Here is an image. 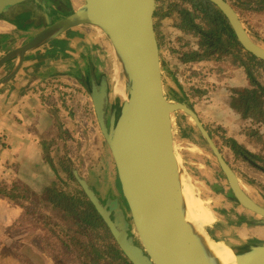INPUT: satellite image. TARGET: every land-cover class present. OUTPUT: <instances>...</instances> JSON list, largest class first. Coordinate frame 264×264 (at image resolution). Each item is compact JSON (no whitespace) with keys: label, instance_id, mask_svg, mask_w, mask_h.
Returning a JSON list of instances; mask_svg holds the SVG:
<instances>
[{"label":"water","instance_id":"water-1","mask_svg":"<svg viewBox=\"0 0 264 264\" xmlns=\"http://www.w3.org/2000/svg\"><path fill=\"white\" fill-rule=\"evenodd\" d=\"M208 1L227 18L242 48L264 61V49L252 40L234 7L227 0ZM30 2L41 4L40 0H0V16ZM159 2L84 0L82 7L72 9L56 0L57 8L67 16L52 24L48 9L44 7L48 27L19 52L11 54L19 53L23 61L7 79L24 67L31 52L52 38L80 27L100 29L109 39L130 87L134 127L125 147L122 122L115 124L112 120L108 124V85L105 81L93 82L91 98L100 132L116 166L136 243L124 225L114 220L116 205L106 206L85 179L77 173L75 178L130 264H212L196 252L197 232L189 214V179L178 132L181 117L193 120L244 210L264 219V209L244 192L198 114L190 106L174 103L170 98L161 50ZM11 55L0 61V65L11 60ZM248 250L256 255L257 264H264V245H253Z\"/></svg>","mask_w":264,"mask_h":264},{"label":"rangeland","instance_id":"rangeland-1","mask_svg":"<svg viewBox=\"0 0 264 264\" xmlns=\"http://www.w3.org/2000/svg\"><path fill=\"white\" fill-rule=\"evenodd\" d=\"M63 2L66 6L72 8L75 7V3L78 8L84 5V0H63ZM171 2H173V10H177L181 5V0H171ZM228 2L236 7L233 0H228ZM49 4L53 8L52 3L49 2ZM236 9L252 40L264 49V15L246 17L238 8ZM32 10L36 11L32 13ZM19 12L21 13L16 19H8L11 24L16 26L17 29L15 31L19 32L13 38L14 43L12 44V49L0 53V58L3 56L1 60L6 59L14 52H19L23 46L48 26L43 13L30 4L21 6ZM52 12L57 14V18L53 20V23H57L66 17V12L62 10L61 12L52 10ZM1 19L3 20L4 18ZM5 20L8 22L7 19ZM31 24H34V29H29ZM159 30L168 93L174 103L186 104L194 109L196 105L204 102V99H206V96H209L210 92L215 94L216 89H222L223 86L228 85L229 83L221 85L215 82L222 80L224 74L228 72H234L235 75L236 69L239 66L242 69V73L239 74L241 76L244 74L252 82V84H248V89L239 90L247 91L255 89L254 82L247 74L245 67L235 57L225 58L218 64L213 62L183 64L181 60L184 53L188 50V44L192 50H201L199 52H202L199 41L194 37L193 33L174 27L172 20L169 18L159 22ZM83 36H90L91 39H80ZM3 39L5 38H0V42ZM50 47L54 49H47V58L49 60H46H56L61 55L60 72L69 78H73L76 75L77 78L83 79V89L88 94L91 93L92 78L96 79L95 81L99 84L103 81L107 83L108 124L112 120L115 121V124L122 122L124 96L117 95L110 97V90L119 84L124 89L120 93L125 94L129 84L127 78L120 71V65L114 49L104 33H101L93 27H80L61 36L52 38L34 51L39 50L38 52H41L43 48ZM72 47L78 51H84L86 48L85 53L82 54V61L74 62L66 60L64 50ZM239 48L236 45L234 47L236 51H239ZM8 52L11 53L8 54ZM16 58L20 63L23 61L19 53H17ZM237 72H239V69ZM231 93L229 102L230 105H233L232 98H234L233 96L236 97V95L233 91ZM189 97L199 102H191V104H187L189 102H178L180 99L186 101ZM206 101H209V98ZM204 118L207 123V128L211 130L210 122L212 119H210L209 115H205ZM230 121L235 122L232 119ZM194 127L193 120L188 116L181 117L178 120V132L185 172L190 183L195 186L197 197L204 201L216 213L218 223L219 221H228L230 224L232 222L234 223L237 215L243 216V214L247 213L226 185V180L213 154L210 152L208 155V148L206 147L204 150L203 146L199 144L201 143V139L192 130ZM97 128H99L98 125ZM215 128V132L212 131V133L218 139V143L221 144L226 152L230 151V148L227 147L232 146L229 140L235 139L226 137L228 133L226 129H223V125L216 126ZM84 135L86 141H84V144L81 142L79 147L75 149L76 156L74 157V161L68 160L66 155L64 156L66 161L57 160L56 163L52 164L54 167V176L46 179L45 186L48 187L45 188L48 189H45V191H48L49 199L57 207L60 201V198H58L59 195H65L66 198L73 199L78 203L87 202L88 200L75 178V173H77L89 183L106 206L111 207L112 204L116 205L114 219L124 225L132 241L136 243L135 231L129 211L122 197L117 170L110 149L101 134L98 142L89 139L86 133ZM251 136L248 138L252 140ZM260 142H263V140H260ZM195 143H198L199 146ZM256 143L260 147H264V143L255 141ZM192 144L196 146H190ZM189 149L192 151H189ZM232 166L237 175L242 176V186L251 192V197H255L258 204L264 208V182H261L262 185L259 186L252 182L254 179L251 176L243 174L242 168L249 171L244 163L234 162ZM253 189H255L256 193H254ZM221 191L222 193H224L223 191L227 193V198L226 195L220 194ZM259 197H261V200ZM59 210L61 213L51 212V215H45V219L38 216L41 219L43 218L44 222L36 219L37 217H34L33 214H29V220L24 218L23 221H20L24 225V230H27L30 234H34L33 236H29L31 238L29 243L25 242L18 244V246L14 244L18 251L22 253V256L28 255L24 260L27 264H118L121 259H125L118 247L109 249L105 246L104 243L107 241V235L104 228L88 225L81 218L63 211L61 208ZM224 212L226 215H223ZM33 218L35 219L32 220ZM244 229L253 228H247L245 226L240 231H237L240 240V234ZM37 233H39V236L36 235ZM7 239H10L9 235ZM242 242L251 246L264 245L263 239L253 236ZM2 245H4V242H2ZM35 252L36 254H34ZM15 261V259H7L0 251V264H15Z\"/></svg>","mask_w":264,"mask_h":264},{"label":"crops","instance_id":"crops-1","mask_svg":"<svg viewBox=\"0 0 264 264\" xmlns=\"http://www.w3.org/2000/svg\"><path fill=\"white\" fill-rule=\"evenodd\" d=\"M16 29L15 25L0 20V35H12ZM80 39L91 38L83 36ZM47 49L54 48L31 52L24 67L9 79L8 76L22 63L17 61V54L11 55V60L0 65V245L4 242L0 251L7 259H15V264H27L24 260L28 255L22 256L14 244L18 246L29 243V236L34 235L24 230L20 221L24 218L29 220V214L43 221L45 215H51V212L61 213L49 199L48 191H45L48 189L45 188L48 187L45 186L46 179L54 176L52 164L57 160L66 161V155L68 160L74 161L75 149L86 141L85 133L94 142H98L101 134L100 128H97L91 93L88 94L83 89L84 80L76 75L73 78L64 76L59 70L61 55L56 60H51V63L47 58ZM82 51L74 47L64 50L66 60L82 61L86 48ZM238 69L235 75L234 72H228L222 80L215 82L229 84H225L222 89L217 87L215 94L210 92L206 96L209 101L204 99L193 110L209 132H215L216 126L223 125V129L227 130V137L235 139L248 152L260 153V148L254 146L248 137L254 131V135L264 136L262 120L242 118L229 102L233 88L248 89V84H252L244 74H239L242 73L240 66ZM95 80L92 78L91 83L96 82ZM187 99L180 100L189 102L187 104L199 102L191 97ZM262 113L264 114V107ZM205 115L212 119L211 130L207 128ZM231 119L235 122H231ZM212 135L225 160L232 166L236 163V158L230 151L226 152L215 135ZM202 146L205 150V145ZM248 172L242 168V173L250 176ZM246 193L251 197V192ZM251 198L257 201L255 197ZM25 214L27 216L23 217ZM8 235L10 239H7ZM36 235L39 236V233ZM240 235L242 241L251 236L264 240V227L244 229Z\"/></svg>","mask_w":264,"mask_h":264},{"label":"trees","instance_id":"trees-1","mask_svg":"<svg viewBox=\"0 0 264 264\" xmlns=\"http://www.w3.org/2000/svg\"><path fill=\"white\" fill-rule=\"evenodd\" d=\"M233 2L246 17L264 15V0H233ZM168 18L172 20L174 27L193 33L202 48V52H199L192 50L188 44V50L184 53L181 60L183 64L188 65L195 62H213L218 64L231 56L242 63L256 86L255 90L240 93L246 106L243 114L251 119L264 120V114L262 113V108L264 107V61L258 60L239 46L229 21L223 13L208 0H181V5L177 10H173V2L171 0H161L160 13L158 15L159 22ZM33 25L31 24L30 27H34ZM17 32L19 31H14L12 35H0V38H5L0 42V53L12 49L13 38L17 35ZM235 45L240 47L239 51L234 49ZM178 102L184 101L179 100ZM195 130L199 134L197 129ZM230 141L236 155H246L249 158V155L242 151L235 141ZM58 198H60L59 208L81 218L88 225L104 228L107 235L105 246L109 249L117 248L105 224L89 201L78 203L73 199L66 198L65 195H59ZM223 215H226L225 212ZM256 222L250 214L237 215L234 223L230 224L228 221L219 222L212 228H207L206 233L217 243L228 246L237 245L247 249L248 247L251 248V246L243 243L238 238L237 231H240L245 226L254 228L257 225ZM230 225L232 226L230 227ZM118 264L130 263L126 259H121Z\"/></svg>","mask_w":264,"mask_h":264},{"label":"bare ground","instance_id":"bare-ground-1","mask_svg":"<svg viewBox=\"0 0 264 264\" xmlns=\"http://www.w3.org/2000/svg\"><path fill=\"white\" fill-rule=\"evenodd\" d=\"M77 8L76 5V9ZM93 28L103 33L100 29L96 27ZM119 68L122 72L120 66ZM122 90H124L122 85H115L110 90V97L117 95L124 96L122 140L124 144L123 146L125 147V143L131 136L134 127V109L129 95L130 87H128L125 94L120 93ZM195 191V186L188 181L187 192L190 198L189 214L192 225L197 232L195 241L197 254L208 258L212 264H257L256 255L250 252L248 248L246 249L242 246H228L226 244L217 243L208 236L205 230L206 228H212L218 223L217 215L204 201L197 197Z\"/></svg>","mask_w":264,"mask_h":264},{"label":"flooded vegetation","instance_id":"flooded-vegetation-1","mask_svg":"<svg viewBox=\"0 0 264 264\" xmlns=\"http://www.w3.org/2000/svg\"><path fill=\"white\" fill-rule=\"evenodd\" d=\"M56 1V0H55ZM55 1L54 0H40V5L38 4H36V3H32V2H30V3H25V4H23V5H27V4H30L31 6H33V7H36L37 9H38V11L40 10L41 11V13H43V16H45V11H44V7H46L47 9H48V14H49V16H50V18H51V20H52V23H53V20H55V18H57V14H54L53 12H52V10L53 11H57V12H61V10L62 9H58L57 8V6H56V3H55ZM59 2H61L62 4H64L65 5V3L63 2V0H58ZM160 2H159V4H161V0H159ZM228 1V0H227ZM49 2H51L52 3V5H53V8L52 7H50V4H49ZM231 4V3H230ZM23 5H20L19 7H18V10H16V11H12V12H9V13H6V14H3V15H1L0 16V20H2L1 18H4L3 19V21L5 20V19H9V20H11V19H16L18 16H19V14L21 13V12H19V8L21 7V6H23ZM232 5V4H231ZM233 6V5H232ZM69 7V6H68ZM234 7V6H233ZM69 8H72V7H69ZM237 7H234V9L236 10V12H237V9H236ZM72 9H74V8H72ZM34 11H36V10H34ZM33 10L31 11L32 13L34 12ZM63 11V10H62ZM238 13V12H237ZM66 16H67V14H66ZM45 19H46V17H45ZM9 20H8V23L9 24H11L10 22H9ZM5 22H7L6 20H5ZM54 24V23H53ZM48 27V26H47ZM231 27V26H230ZM32 28H34V27H32ZM31 27H30V29H32ZM232 29V28H231ZM45 30V29H44ZM232 32H233V30H232ZM234 44V43H233ZM236 46H238V45H236ZM239 46L240 47H242L240 44H239ZM252 83V82H251ZM254 87H255V89H256V86H255V84H254ZM255 89H253V90H255ZM232 91H233V93L236 95V97L235 96H233L234 98H232L233 99V105H231L233 108H234V110L237 112V111H239L238 113L241 115V117L242 118H244V119H246V120H249V119H251V118H248V117H245V115L243 114V111L246 109V106L244 105V103H243V101H242V96L240 95V93L242 94V92L243 91H241V90H239V89H236V88H233L232 89ZM247 91H252V90H247ZM258 119V118H257ZM257 119H251V120H256V121H258ZM262 121V123H263V125H264V120L263 119H261ZM206 128V127H205ZM196 127H194L192 130L196 133L195 135H197L198 137H199V139H201V143H199V144H201V145H205V147H207L208 148V155H209V153L211 152V150L209 149V147L207 146V143L205 142V140L201 137V135L200 134H198L197 132H196ZM198 131V130H197ZM209 132V131H208ZM256 131H254L252 134H250V135H252L251 137H252V141H253V144H254V146H257V147H259L260 148V153H251V152H248V150H245L244 149V147H242V145L241 144H239L236 140H233V141H235L236 142V144L238 145V147L242 150V151H244V152H246L248 155H249V158L246 156V155H240V156H238V155H236L235 153H234V151H233V149H232V146H227L228 148H230V152L234 155V157L236 158V162H238V163H241L242 162V164L244 163L245 165H246V167L249 169V172L247 173V174H250V176L252 177V179H254L252 182L254 183V184H257V185H262L261 184V182H264V152H263V149H264V147H260V145H258L257 143L255 144V141H258L259 143H264V136H260V135H254V133H255ZM210 133V135H211V137L213 138V135H212V132H209ZM226 137H227V135H226ZM229 138V137H228ZM231 139V138H230ZM233 139V138H232ZM229 140V139H228ZM260 140H263V142H260ZM229 142L231 143V141L229 140ZM198 143H195L196 145H198L199 146V144ZM196 145H190V146H192V147H194V146H196ZM232 145V144H231ZM218 148H219V146H218ZM219 149H221V148H219ZM221 151V150H220ZM212 153V152H211ZM221 153H222V151H221ZM223 155V154H222ZM214 156V155H213ZM224 157V156H223ZM214 158H215V156H214ZM216 159V158H215ZM225 159V158H224ZM217 161V160H216ZM227 162V161H226ZM228 163V162H227ZM217 164H218V162H217ZM228 165H229V163H228ZM219 166V165H218ZM230 166V165H229ZM231 167V169L234 171V173L236 174V176H237V178H238V180L240 181V184H241V186H242V183H241V179H242V176L241 175H237V173L235 172V170H234V168L232 167V166H230ZM219 169L221 170V168L219 167ZM222 171V170H221ZM223 173V172H222ZM223 177H224V179L226 180V185L228 186V188H229V190L232 192V190H231V188H230V186H229V184H228V181H227V179H226V177H225V175L223 174ZM251 182V181H250ZM252 184V183H251ZM242 188H243V190H244V192L246 193V191L247 190H245V188L242 186ZM253 191H254V193H256V191H255V189H253ZM224 193H222V191L220 192V194L222 195V194H224V196L226 195V198H227V193L225 192V191H223ZM233 193V192H232ZM247 194V193H246ZM234 195V194H233ZM248 195V194H247ZM223 197V196H222ZM248 197L249 198H251L249 195H248ZM261 197H259V199H260ZM252 199V198H251ZM255 203H257L258 204V202L257 201H255L254 199H252ZM261 200V199H260ZM259 205V204H258ZM260 206V205H259ZM260 207H262V206H260ZM263 208V207H262ZM264 209V208H263ZM114 212L115 211H113V218H115L114 217ZM245 212L247 213V214H250V215H252L251 213H249V212H247L246 210H245ZM253 217H254V219L257 221L256 223H257V225H256V227H254V228H257V227H264V219H262V218H260V217H257V216H255V215H252ZM258 219H260V220H258ZM115 220V219H114ZM116 221V220H115ZM117 222V221H116ZM219 222H223V221H219ZM118 223V222H117Z\"/></svg>","mask_w":264,"mask_h":264}]
</instances>
